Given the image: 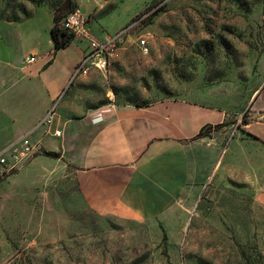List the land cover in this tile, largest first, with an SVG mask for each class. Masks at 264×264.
<instances>
[{
    "label": "rangeland",
    "instance_id": "rangeland-1",
    "mask_svg": "<svg viewBox=\"0 0 264 264\" xmlns=\"http://www.w3.org/2000/svg\"><path fill=\"white\" fill-rule=\"evenodd\" d=\"M75 2L98 41L131 28L107 70H85L68 89L75 113L190 99L225 110L236 131L264 86V0ZM27 3L0 0V21L24 19ZM49 3L60 23L73 13ZM27 165L0 181V264H264V165L254 159L248 176L219 174L165 222L102 214L74 175Z\"/></svg>",
    "mask_w": 264,
    "mask_h": 264
},
{
    "label": "crops",
    "instance_id": "crops-1",
    "mask_svg": "<svg viewBox=\"0 0 264 264\" xmlns=\"http://www.w3.org/2000/svg\"><path fill=\"white\" fill-rule=\"evenodd\" d=\"M26 7L30 18L0 21V153L31 133L41 152L27 172L57 168L74 175L98 212L165 222L181 216L179 209L191 207L219 174L246 177L248 161L264 165V86L243 112L247 122L237 118L236 131L228 124L198 138L202 128L226 123L229 115L190 99L143 107L110 103L75 113L64 98L53 124L62 135H50L38 124L76 80L87 42L74 40L53 54L52 10Z\"/></svg>",
    "mask_w": 264,
    "mask_h": 264
},
{
    "label": "built area",
    "instance_id": "built-area-1",
    "mask_svg": "<svg viewBox=\"0 0 264 264\" xmlns=\"http://www.w3.org/2000/svg\"><path fill=\"white\" fill-rule=\"evenodd\" d=\"M62 25L74 34V40L87 42L85 56L77 67L73 79H77L83 71L89 70L90 68H95L99 71L107 70L108 56L111 55L110 49L131 29L130 27L124 28V30H121L114 36H110L104 41H98L86 30L85 22L81 19L79 11L67 16ZM67 92V88L61 92L53 102L46 116L38 124V126L46 127L47 133L55 137H61L62 135V130L54 129L53 124L58 115V106ZM40 152L41 145L38 142L32 141L31 133L26 134L4 149L0 153V181L29 164Z\"/></svg>",
    "mask_w": 264,
    "mask_h": 264
},
{
    "label": "trees",
    "instance_id": "trees-1",
    "mask_svg": "<svg viewBox=\"0 0 264 264\" xmlns=\"http://www.w3.org/2000/svg\"><path fill=\"white\" fill-rule=\"evenodd\" d=\"M27 1L32 3L35 6L47 4L49 5L50 9L53 12L54 24L51 29V36H52V39L55 45L53 54H55L58 50L69 46L74 41V34L70 32L67 28H65L62 25V23H60L61 18H62L60 14V12L62 11L61 8L56 9L54 5H50L49 0H27ZM63 6H64V10L68 9L70 12H73V13L79 9L78 4L75 2V0H64ZM23 12L24 14H26L25 18H30L32 16V12L29 11L26 7L23 8ZM20 20H23V19H15V20H9V21H20ZM148 105H136V106L143 107V106H148ZM245 117L246 116H244V119H243L244 123L247 122ZM227 125H228L227 123H223V124H219L215 126L207 125L204 128H202V130L198 134V138L209 136L212 131L221 130ZM43 155L50 157V158H60V155L57 153L44 152ZM164 239H167V237L165 236Z\"/></svg>",
    "mask_w": 264,
    "mask_h": 264
}]
</instances>
